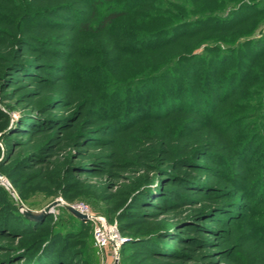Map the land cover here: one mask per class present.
Segmentation results:
<instances>
[{"label":"trees","instance_id":"trees-1","mask_svg":"<svg viewBox=\"0 0 264 264\" xmlns=\"http://www.w3.org/2000/svg\"><path fill=\"white\" fill-rule=\"evenodd\" d=\"M89 1L88 9L76 11L75 27L56 13L74 2L0 0V170L24 203L35 188L66 199L79 189L102 194L107 213L117 215L119 232L130 239L121 249L125 262L201 264L191 248L178 245L200 250L203 244L187 226L200 229L199 219L239 213L238 227L262 220V234L255 233L257 246L237 244L246 257L232 252L233 264H264V209L252 208L264 206V35L230 41L264 18V0H222L217 8L196 2L203 0H110L109 7V0ZM229 3L237 7L225 10ZM126 20L150 28L138 31ZM73 32L71 44L64 38ZM90 60L95 63H83ZM140 91L148 95L143 107L132 100ZM15 112L18 119L10 116ZM96 148L109 152L95 156ZM209 159L220 168L211 169ZM234 164L243 171L229 170L228 179L226 167ZM193 169L231 179L229 189L208 187L217 202L231 199L201 204L170 222L175 210L199 204L188 194L205 187ZM125 172L131 174L123 179ZM86 175L109 180L92 185L80 179ZM66 214L60 230L50 214L32 222L0 187V237L23 239L0 245V264H74L80 253L70 247L89 224ZM68 223L73 228L61 232ZM87 243L96 253L93 236Z\"/></svg>","mask_w":264,"mask_h":264},{"label":"rangeland","instance_id":"rangeland-1","mask_svg":"<svg viewBox=\"0 0 264 264\" xmlns=\"http://www.w3.org/2000/svg\"><path fill=\"white\" fill-rule=\"evenodd\" d=\"M60 1H64V2H74L73 4V8H69L68 12H66L64 9H60V10H56V13L59 15H62L63 18H61L59 21H62V23H64V25H67V23L72 24L76 27V25H78V21H77V15H76V11L82 9H88V5L90 4L89 0H80V2H75L74 0H60ZM59 0H56V4H60ZM106 1V0H105ZM179 2L181 5L185 4L184 0H175V2ZM188 1V0H186ZM196 0H194L195 2ZM197 4H200L201 7L205 6V7H212V8H217V6L215 5H219L218 7L221 6L222 4V0L217 1V0H210L206 5L204 4V0L203 1H196ZM43 4V3H42ZM111 4L110 0L106 1V5ZM235 5V4H234ZM233 4H228L226 6L225 10H231L236 6H234ZM110 6V5H109ZM106 6V7H109ZM200 7V8H201ZM103 9H105V7H103ZM224 10V11H225ZM222 11V13L224 12ZM225 11V12H227ZM224 12V13H225ZM223 13V14H224ZM261 20H259L258 22H255V24L251 27H246L241 28L239 31V33L234 37V36H230V41H232L233 38L235 39H240L241 41H245L248 39L256 38V39H260L263 35H264V18H259ZM126 23L129 25V27H136V29L138 31H143L149 29L150 27L147 26L146 28L142 26V22H129V20H126ZM150 25V24H148ZM153 25H168V24H154ZM248 28V29H247ZM62 30V33L64 31V29H60ZM65 32L68 31V28H65ZM61 32H59L60 34ZM58 34V35H59ZM69 37V38H66ZM77 36L76 34L73 32L72 35H65L66 39L65 41H69L68 43L73 44V42H75ZM207 44H202L201 48L199 49L201 51H203L205 49ZM73 48H71L72 50ZM86 57V56H84ZM133 59L137 58V56H131ZM94 60H90V62H83V63H95L93 62ZM99 61V60H98ZM100 62V61H99ZM101 63V62H100ZM116 64L113 62V64H111L110 67H113V65ZM117 69H120L119 66L116 67ZM112 71V70H111ZM141 93L139 94L138 92H135V95L133 96V101H134V105H138V103H142V107L146 106L145 104V100H147L146 98H148L147 92L146 91H140ZM138 99V100H134V99ZM142 101V102H141ZM149 102V101H148ZM0 108L4 109V104L1 103L0 101ZM75 109V106H73L72 108H70V110ZM134 111H136V109H133ZM65 112V110H61L60 113ZM109 113V112H108ZM107 113V114H108ZM240 113H243V111H240ZM12 117V119H18L19 117V113L15 112L12 115H10ZM145 119V118H144ZM173 122V121H172ZM177 121L174 120V123H176ZM98 124L102 123L101 121L97 122ZM140 127V126H138ZM190 131V130H188ZM193 132V131H191ZM4 135V131L0 132V145H3L2 142V136ZM193 137V136H191ZM109 148H107L108 150ZM104 148H96L95 150H92L91 152L95 155L98 156L100 154L103 153H108L109 151H107ZM3 158V154H0V162L2 161ZM207 165H209V167H219V164L217 163L216 160L214 159H209L205 162ZM248 165H245V167ZM210 167V168H211ZM162 168H168V166H162ZM211 169H215V168H211ZM227 174L226 177L229 179V170H232L233 172H242V169H239L238 167L235 166L234 164V168L227 166ZM248 169V168H246ZM259 169V168H258ZM183 171V170H182ZM192 174L197 176L199 178V185H203L205 187H203V189L199 186V189L196 191H194L195 193L193 194V192H189L188 194L193 195L194 197H196L198 199L199 204H195V205H187L184 206V208H180L179 210H175V212H173L172 214H170V216L168 217V219L170 218V222H177V221H183L184 218H187L189 216H191V214L195 211H197V209H200V205L201 204H205L207 206H209L210 204H214V203H218L220 201H224L231 199L229 195H227L226 193H222V196L227 195L225 198H220V200H214V197H220V196H216L218 195L215 191H210L208 189V187L210 186V184L216 186V187H222L226 189H229L231 187H234L231 184L230 180H226V178H220L219 176H216V174L218 172H212L207 170H197V169H193L191 170ZM226 171V170H224ZM251 171H245V174L250 173ZM5 170H0V187H2L4 190H6L10 197L14 200V202H16V205H18L19 211L21 213L24 214L25 211H32V212H41L44 209H46L49 205H51L53 202L56 201H60V205L56 206L54 209H52V212L50 213V215H52L51 218V224L52 225H57V228H59V230L61 229L60 226L58 227V222L60 221L61 217L67 215L66 213H70L72 214L67 208L66 205L68 206H75V205H79V204H83L86 205L90 211L98 216H102L105 217L107 220L109 219V217L115 221L114 223H117L118 217L117 215H110L107 213V208H108V204L106 203V201H104V196L102 194L100 195H94V196H90L88 195L85 191L83 190H76L72 195L69 196L68 199L64 198L62 194L57 193L54 194L53 192H44V191H40L39 189L35 188L33 190H31L28 193V203H24L22 201V199L20 198V196L17 194V192L14 190L13 186H12V182L10 181V179L4 174ZM130 172H125V174L122 176L123 179L127 178L128 176H130ZM90 177V178H89ZM247 177V175H246ZM81 180H85V179H90L89 180V184L92 185H97V186H105L108 183V178H105L104 176H95V177H91V176H83L80 178ZM108 179V180H107ZM119 180L121 182L125 181V180ZM235 180V179H234ZM230 181V182H229ZM237 184V182L235 183V185ZM169 188H172V186H166ZM241 188L243 189V191L245 190L243 188L242 185H240L239 190H241ZM205 189V190H204ZM214 193H216V195H213ZM250 199H255L254 201L257 202L256 198L250 197ZM228 202V201H225ZM19 203H21L23 205V209L20 207ZM247 205H251L253 203H250V201L245 202ZM259 203V202H257ZM263 204V203H262ZM252 208L256 209L257 211H261L264 209V206H258V208H256L255 206H253ZM255 210V211H256ZM236 211V210H233ZM245 213H249V211H245ZM176 215L177 217L175 218H171L173 215ZM25 215V214H24ZM49 215V214H48ZM73 215V214H72ZM234 216H236V214H233ZM239 215V213H238ZM237 215V216H238ZM74 216V215H73ZM229 217L227 219H219V220H215L214 218H207V219H199L197 220L198 223L200 224L201 228L196 229L193 226L189 225L187 227H190L191 230L188 231L189 235H193L197 238H200V240H204L202 246L200 247H194L192 245V243L190 242H186V244H180L178 243L179 247H186V248H191L192 250L187 251L189 254H193L195 253V260L201 264H233L234 260L232 259V252L234 251H241V253L243 254L244 258L245 253L243 251V249L237 248L239 243H244L247 247L253 246V245H259L260 242L256 241L257 238L255 237V233L262 234L257 228L261 227V221L262 220H258L260 221L258 224V221H254V225L253 226H248L246 228H240L238 227V224H235L234 221L236 219V217ZM76 217V216H74ZM210 217V216H209ZM257 217V216H256ZM46 218V217H45ZM44 218V219H45ZM77 218V217H76ZM258 219H262V217L259 215V217H257ZM29 219V218H27ZM41 219V220H44ZM79 219V218H78ZM32 222H39L41 220L38 221H34L29 219ZM86 222V221H85ZM87 223V222H86ZM111 223V222H110ZM188 223V222H187ZM186 223V224H187ZM88 224V223H87ZM185 224V225H186ZM183 225V223H182ZM184 226V225H183ZM51 227V226H50ZM50 227L47 228L46 230L49 231ZM63 229L61 230V232H67L70 231V229H72V224L68 223V225H66L64 227V225L62 226ZM204 227V228H203ZM264 229V227H263ZM58 231V230H57ZM84 235L83 240L78 239L76 241L73 242V247H70L73 251L76 250V252L78 251V253H80L79 258L74 261V264H101V260L98 258V256L96 255L93 247L89 246V244L87 243L88 237L89 236H93V227L91 225H88V227L86 226V229L84 230ZM238 235V237H237ZM126 240L124 242V244L122 245V247L127 244V242L130 241V239H128V237L126 235H122ZM237 237V238H236ZM241 237V238H240ZM23 241L22 236H7V237H0V245H12V246H18L21 244V242ZM81 241V242H80ZM76 244V245H75ZM1 246V247H2ZM121 247V249H122ZM262 247V246H260ZM198 248V249H197ZM4 249V248H3ZM193 249H197L195 250V252H193ZM232 250V251H231ZM71 251V250H70ZM228 252V253H227ZM4 252L0 250V256L3 255ZM131 254V252H128V255ZM123 256L121 255V251H120V262L119 264H131L132 262H125L123 261ZM107 262L109 264H112V258L109 256ZM185 262L187 264H193L191 261H188V259L185 260Z\"/></svg>","mask_w":264,"mask_h":264},{"label":"built area","instance_id":"built-area-1","mask_svg":"<svg viewBox=\"0 0 264 264\" xmlns=\"http://www.w3.org/2000/svg\"><path fill=\"white\" fill-rule=\"evenodd\" d=\"M73 207L85 215L86 222L93 227L94 247L101 264H109L107 262L109 256L112 258V264H119L121 247L126 239L119 232L117 224L93 214L86 205L79 204Z\"/></svg>","mask_w":264,"mask_h":264},{"label":"water","instance_id":"water-1","mask_svg":"<svg viewBox=\"0 0 264 264\" xmlns=\"http://www.w3.org/2000/svg\"><path fill=\"white\" fill-rule=\"evenodd\" d=\"M60 201L53 202L51 205H49L46 209L43 211L37 213L32 211H25L24 214L27 218L38 221L41 219H44L48 214L52 212V209H54L56 206L60 205ZM20 207L23 209V205L19 203ZM66 208L77 218L80 220L86 221V216L77 211L74 207L66 205Z\"/></svg>","mask_w":264,"mask_h":264}]
</instances>
